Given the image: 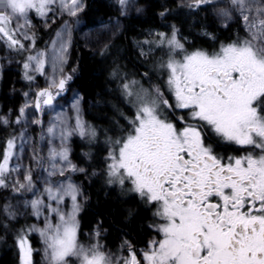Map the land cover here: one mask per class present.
Instances as JSON below:
<instances>
[{
  "label": "rangeland",
  "instance_id": "374dc122",
  "mask_svg": "<svg viewBox=\"0 0 264 264\" xmlns=\"http://www.w3.org/2000/svg\"><path fill=\"white\" fill-rule=\"evenodd\" d=\"M177 1L188 7L199 5L208 9L223 28L240 19L247 38L238 43L219 45L209 52L188 50L176 30L171 33L149 30L151 40L135 41V45L145 58L153 54L167 55L163 62L167 80L179 78V71L190 76L194 70L232 65L252 70L264 80V0ZM116 3L120 17L140 14L144 10L137 0H116ZM83 7L84 0H0V23L4 32L0 34V47L4 45V53H0V75L4 66L13 64L17 68L19 65L20 58L11 57L16 47L19 51L21 45L27 54L23 67L20 66L26 86L19 116L14 119L16 137L7 142L0 163V186L10 191L4 212L9 217H22L30 212L34 217L30 231L39 240V247L34 249L26 236L18 239L20 264H180L175 254L176 245L167 237L172 227L165 221L168 212L161 205L152 212L160 221L151 229L162 238H147L139 257L124 239L118 248L121 250L110 251L97 229L79 236V214L86 197L77 177L89 179V176L86 168L72 159V141L86 142L92 137L84 116L82 96L75 89L66 91L64 84L59 87L57 101L37 107L34 95L40 86L55 88L61 83L72 34H77L85 49L96 53L123 30L120 18L95 28H82L79 15ZM39 25L57 28L47 46L36 49L35 35ZM158 35L157 44L153 46L152 38ZM7 38L10 44L5 41ZM156 47L159 48L157 53ZM150 81L148 78L147 84L133 83L134 105L151 104L150 91L154 89L150 87ZM6 119H9L7 115H0V122L7 124ZM145 121L146 116L138 122L139 126ZM128 152L127 147L118 148L110 157L105 156L102 170L107 173L110 183L119 188H122L120 182L124 183L122 181L128 177L116 168L114 156L123 155L124 159ZM131 182L128 193L137 194L148 203L154 200L151 191L144 189L138 181Z\"/></svg>",
  "mask_w": 264,
  "mask_h": 264
},
{
  "label": "flooded vegetation",
  "instance_id": "af4514ba",
  "mask_svg": "<svg viewBox=\"0 0 264 264\" xmlns=\"http://www.w3.org/2000/svg\"><path fill=\"white\" fill-rule=\"evenodd\" d=\"M2 29L0 23V34ZM166 56H152L151 76L143 74L154 89H148L149 106L133 104V83L144 82L129 66L110 77L119 117L113 127L105 119L99 130L86 120L92 133L86 143L95 142L97 151L109 157L128 148L124 159L114 156L116 168L128 177L120 186L127 192L131 181H138L153 193L150 203L143 198L153 211L161 205L168 212L167 237L180 264H264V80L232 65L194 70L190 76L179 71V78L169 81ZM9 68L2 69L0 90L8 70L13 73L9 89L15 87L18 70ZM61 82L67 91V80ZM59 89L38 87L37 107L57 101ZM101 134L104 141L95 140ZM158 221H148L147 238H162L151 229ZM96 229L102 238L109 234L100 221L90 231ZM132 250L136 256L142 252Z\"/></svg>",
  "mask_w": 264,
  "mask_h": 264
},
{
  "label": "trees",
  "instance_id": "16d2710c",
  "mask_svg": "<svg viewBox=\"0 0 264 264\" xmlns=\"http://www.w3.org/2000/svg\"><path fill=\"white\" fill-rule=\"evenodd\" d=\"M137 1L144 7L143 12L120 17L116 0H84V7L79 15L83 22L82 28H95L115 18L122 20L123 30L102 50L92 53L84 48L76 33L72 34L63 78L67 80L68 90L75 89L81 94L85 119L94 121L98 130L101 128L98 124H104L105 119H109L113 127L120 114L115 91L109 84L110 77H115L121 68L129 66L137 74L138 79L142 78L144 84H147L151 76L147 66L154 54L142 57L135 41L145 38L150 41L149 30L167 33L176 30L188 50L213 51L219 45L238 43L247 38L240 19L223 28L212 12L202 6L188 7L177 0ZM56 28L57 26L46 28L39 25L34 48H45ZM158 38L159 35L152 38L153 46L157 44ZM158 49L156 47V53ZM1 51L3 54L4 45L1 46ZM26 55L21 45L19 51L16 47L11 53V57L20 58L16 68L18 76L14 80L15 87L9 89L13 78L10 70L6 72L4 81L1 82L0 115L1 117L7 115L9 119H6L7 124L0 122V163L7 142L16 137L17 127L14 119L19 116L23 102L22 93L26 86L21 78L20 66L23 67ZM12 67L13 64L10 68ZM104 137L101 134L95 140L104 141L102 140ZM97 149L99 145L93 141H90L89 145L82 140L72 141V159L83 165L89 176V179H84L81 175L77 177L86 197L79 214V236L90 233L92 226L100 221L103 226L109 228V234L102 240L110 249H118L123 239H127L133 249H140L145 246L146 239L151 234L147 223L154 217L153 207L137 194L128 193L110 183L107 173L102 170L106 153L102 154ZM9 194L8 189L0 186V264H20L18 239L26 236L34 249L39 247V240L30 231L34 221L30 212L27 211L22 217H9L4 212V203Z\"/></svg>",
  "mask_w": 264,
  "mask_h": 264
},
{
  "label": "water",
  "instance_id": "95a60500",
  "mask_svg": "<svg viewBox=\"0 0 264 264\" xmlns=\"http://www.w3.org/2000/svg\"><path fill=\"white\" fill-rule=\"evenodd\" d=\"M63 86V82H61L60 84H59V87L61 88ZM45 91V89H42L41 91H39V94H41V93H43Z\"/></svg>",
  "mask_w": 264,
  "mask_h": 264
}]
</instances>
